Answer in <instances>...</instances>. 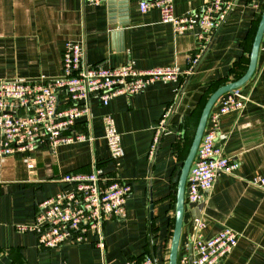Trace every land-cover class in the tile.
Returning a JSON list of instances; mask_svg holds the SVG:
<instances>
[{
	"label": "crops",
	"instance_id": "crops-1",
	"mask_svg": "<svg viewBox=\"0 0 264 264\" xmlns=\"http://www.w3.org/2000/svg\"><path fill=\"white\" fill-rule=\"evenodd\" d=\"M209 1L174 0L175 13L198 12ZM229 1L225 23L189 79L156 81L138 94L114 96L108 105L93 96L90 125L82 117L74 126L75 133H91L93 139L0 157V264H123L143 256L149 243L157 264H169L187 135L212 92L246 72L264 10V0ZM139 3L0 0V79L63 76L68 42L84 45L90 66L187 69L200 49V27L177 34L162 22L158 9L141 11ZM240 88L247 97L245 108L222 116L217 140L224 155L239 166L234 173H219L198 202L203 203V227L192 215L198 203L186 205L178 258L192 255L197 233L209 238L231 227L241 236L220 264H264V187L251 182L254 175H264V34L255 72ZM106 113L113 115L121 135L123 154L117 164L105 138ZM165 115L160 148L150 158L154 127ZM96 166L108 180L132 184L123 218L106 221L102 232L88 230L80 243L66 241L58 247H45L35 232L20 228L33 222L44 200L65 188L59 180L64 173L90 172Z\"/></svg>",
	"mask_w": 264,
	"mask_h": 264
},
{
	"label": "built area",
	"instance_id": "built-area-1",
	"mask_svg": "<svg viewBox=\"0 0 264 264\" xmlns=\"http://www.w3.org/2000/svg\"><path fill=\"white\" fill-rule=\"evenodd\" d=\"M98 4L107 0H83ZM141 11L156 8L161 20L170 23L175 33L194 32L200 40L199 52L190 57L187 69L173 66L147 69L132 63L119 66H90L84 45L68 42L63 52L64 75L53 79H0V157L29 154L38 146L53 150L59 145L93 139L91 133H75L78 119L85 117L91 123V98L96 96L108 105L117 95L138 94L156 81L189 79L194 74L216 32L225 23L232 2L210 0L195 13L176 14L174 0H140ZM62 93H64L62 95ZM247 97L240 87L226 92L218 106L210 112L207 126L190 167L187 204L202 201L221 172L234 173L239 162L223 153L217 140L221 131V118L245 108ZM105 138L110 158L117 164L123 154L121 135L111 113L103 117ZM167 126V115L154 127L149 157L158 152ZM33 164L30 163V167ZM65 188L41 203V211L33 222L20 226L33 231L45 247H58L66 241L80 243L88 230L102 232L106 221L123 218L126 213L132 184L124 180H108L98 166L90 172H67L59 179ZM251 182L264 187V175H254ZM198 220V226H204ZM241 233L231 227L221 229L213 237L197 233L191 244L192 264H220L238 244ZM123 264H157L154 255L143 259H127ZM178 264H190L185 253Z\"/></svg>",
	"mask_w": 264,
	"mask_h": 264
},
{
	"label": "water",
	"instance_id": "water-1",
	"mask_svg": "<svg viewBox=\"0 0 264 264\" xmlns=\"http://www.w3.org/2000/svg\"><path fill=\"white\" fill-rule=\"evenodd\" d=\"M264 34V10L262 12V16L259 22L258 29L256 31V35L254 37L252 51L250 54V62L249 66L239 79L226 83L220 87H218L208 98L206 101L202 113L200 115L199 122L197 124L192 143L190 145L189 151L187 153L186 158L184 159L179 180L177 186V196H176V213H175V223H174V230L172 236V242L170 247V254H169V264H178V255H179V247L181 242V235H182V228L184 223L185 211H186V187H187V179L190 171V167L195 159L198 146L201 142L203 134L205 132L208 118L210 115L211 110L213 109L214 105L218 102L219 98L222 97L226 92L240 87L245 84L254 74L257 64V59L259 55V50L262 42V37ZM153 203H151V218L154 217L153 211ZM203 207V203H198L196 208L192 209V215L195 220L200 219V211ZM197 209V210H196ZM190 260L192 264V255H190Z\"/></svg>",
	"mask_w": 264,
	"mask_h": 264
},
{
	"label": "trees",
	"instance_id": "trees-1",
	"mask_svg": "<svg viewBox=\"0 0 264 264\" xmlns=\"http://www.w3.org/2000/svg\"><path fill=\"white\" fill-rule=\"evenodd\" d=\"M239 78H240V77H239ZM239 78H238V79H239ZM215 90H216V89H215ZM215 90H214V91H215ZM214 91H213V92H214ZM213 92H212V93H213ZM207 100H208V99H207ZM207 100H206V101H207ZM205 103H206V102H205ZM205 103L202 105V108H201V110H200V112H199V114H198V116H197L196 124L191 128V132H190V134L187 135L186 146H185V154H184L183 159L186 158L187 153H188V151H189V148H190V145H191V143H192L193 136H194V133H195V130H196L197 124H198V122H199L200 115H201V113H202V110H203V108H204ZM174 223H175V216L172 218V229H171V235H172V236H173V230H174ZM150 242H151V241H150ZM148 245H149L148 250L145 252V254H144L143 256L139 257V260L143 259L147 254H150V255H154V256H155V252H154V249L152 248V247H153L152 244L149 243ZM179 259H180V258H178V262H179Z\"/></svg>",
	"mask_w": 264,
	"mask_h": 264
},
{
	"label": "rangeland",
	"instance_id": "rangeland-1",
	"mask_svg": "<svg viewBox=\"0 0 264 264\" xmlns=\"http://www.w3.org/2000/svg\"><path fill=\"white\" fill-rule=\"evenodd\" d=\"M169 251H170V249H169Z\"/></svg>",
	"mask_w": 264,
	"mask_h": 264
}]
</instances>
